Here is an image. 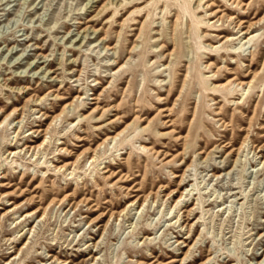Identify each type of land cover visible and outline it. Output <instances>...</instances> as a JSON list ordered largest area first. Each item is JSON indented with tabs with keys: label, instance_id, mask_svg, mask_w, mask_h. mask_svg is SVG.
I'll return each mask as SVG.
<instances>
[{
	"label": "rangeland",
	"instance_id": "obj_1",
	"mask_svg": "<svg viewBox=\"0 0 264 264\" xmlns=\"http://www.w3.org/2000/svg\"><path fill=\"white\" fill-rule=\"evenodd\" d=\"M136 1L0 0V264H264V0Z\"/></svg>",
	"mask_w": 264,
	"mask_h": 264
},
{
	"label": "bare ground",
	"instance_id": "obj_2",
	"mask_svg": "<svg viewBox=\"0 0 264 264\" xmlns=\"http://www.w3.org/2000/svg\"><path fill=\"white\" fill-rule=\"evenodd\" d=\"M146 0H138V1H136V2H133V4L131 5V6H128L127 7V9L128 8H130V7H132V6H134V5H137V4H142V3H144ZM189 1V4L190 5H192V2H193V0H188ZM234 2H238L239 0H233ZM150 4H148L146 7H148ZM212 5V3L209 5V6H211ZM194 6H192V9L194 10ZM106 9H108L107 7H104L103 8V10H101L99 13H103V11H105ZM220 11V9H217V10H214V11H212V13L211 14H213V15H215L217 12H219ZM141 14H137V16H140ZM234 17L232 16L231 17V19H233ZM219 20H221V16L219 17ZM264 20V15L257 21V22H254V23H252V24H250V25H248V26H244L245 25V23H246V21L245 20H243V21H240L237 25H236V27L237 28H239V35L240 36H238V34L237 35H235V36H238V38L236 37V38H234L235 36H232L233 38H230V36H224V35H220V38H225V41L226 42H230V41H235V40H238V39H240V43H242L243 42V45H242V49L243 50H240V51H238L237 50V47H235V49L234 50H230V52H229V54H242V53H244L246 50H247V48H246V46L247 45H249V44H251L254 40H255V37H256V33L254 32V30H255V25H257L258 23H261L262 21ZM91 21H93V19L91 20ZM90 29V28H89ZM84 31H86V29L84 30ZM87 32V31H86ZM233 41V42H234ZM253 46V45H252ZM252 46H250V47H252ZM250 47H248V48H250ZM255 77V76H254ZM254 79V78H253ZM253 79L252 80H246V79H240V78H238L236 75L235 76H233L232 78H230L229 80H228V82L226 83V85H228V84H231V83H233V82H238V84H240V85H243V86H246V87H250V86H252V82H253ZM216 103H218V102H216ZM71 105V104H70ZM68 106V104L67 105H65V107L63 108V109H65L66 107ZM173 111V108H164L163 110H162V112H168V114L167 115H165V116H167V117H170V116H172L173 114H174V112H172ZM217 113V115H219L221 112H219V111H217L216 112ZM217 118V120L218 121H221L222 122V124H225V120H224V117H216ZM167 122H170V120H168ZM108 139H110V137L109 138H107V140ZM112 140L113 139H115V138H111ZM244 143L245 142H243L242 143V146L244 145ZM42 144H44V142L42 143ZM42 145H39V148L41 147ZM242 146L238 149V151H240V149L242 148ZM34 148V147H33ZM35 150H36V148H34ZM12 153H14V154H16V151H12L10 154H12ZM260 163H261V161H260ZM106 171H108V170H106ZM185 173L182 175V178H181V181H180V183H179V186L180 187H187L188 186V184H189V182L191 181V180H188V181H186L185 180ZM190 195V192L187 194V196H189ZM183 198V192H182V194L179 196V198H178V200H177V203H176V205L174 206V208H176V209H179V211H182V210H184V211H187L185 208H187L189 205H190V203H189V201H187L186 202V204L183 206L182 204H183V202H185V199L183 200L182 199ZM134 203L135 202H132L131 203V205H134ZM213 203H210V204H208V206H210V205H212ZM223 205H225V203H223ZM173 208V209H174ZM194 208H192L191 210H189L188 212V214H191V212H193L192 210H193ZM194 213H195V211H194ZM197 213V212H196ZM195 213V214H196ZM177 215V214H176ZM26 216H31L30 214H27ZM176 218L178 217V216H175ZM174 217V218H175ZM182 226V225H181ZM188 238H192L191 236L190 237H188ZM179 240V239H178ZM177 240V241H178ZM16 257H17V255L16 256H14V259H16ZM211 259V257H209L207 260H210ZM67 263V262H66ZM65 263V264H66ZM202 264H205V263H202Z\"/></svg>",
	"mask_w": 264,
	"mask_h": 264
}]
</instances>
